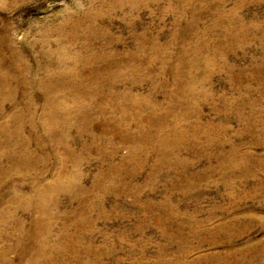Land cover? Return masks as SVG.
<instances>
[{
    "label": "rangeland",
    "instance_id": "rangeland-1",
    "mask_svg": "<svg viewBox=\"0 0 264 264\" xmlns=\"http://www.w3.org/2000/svg\"><path fill=\"white\" fill-rule=\"evenodd\" d=\"M0 106V264H264V0H0Z\"/></svg>",
    "mask_w": 264,
    "mask_h": 264
},
{
    "label": "bare ground",
    "instance_id": "bare-ground-1",
    "mask_svg": "<svg viewBox=\"0 0 264 264\" xmlns=\"http://www.w3.org/2000/svg\"><path fill=\"white\" fill-rule=\"evenodd\" d=\"M73 71V70H72ZM109 80V79H108ZM7 84V83H6ZM56 85V84H55ZM73 88V87H72ZM75 92V91H74ZM4 94V93H3ZM2 94V95H3ZM9 94V93H8ZM5 95V94H4ZM5 96H3V98H4ZM113 97V96H112ZM6 98H8V97H6ZM127 98V97H126ZM50 99V98H49ZM54 99V98H53ZM125 99V98H124ZM55 100V99H54ZM51 101H53V100H49L48 101V103H52ZM54 102V101H53ZM62 102V101H61ZM107 103V102H106ZM117 104V103H116ZM53 105V104H52ZM65 105V104H64ZM50 107V106H49ZM57 107V106H56ZM55 107V105L52 107L51 106V108H50V110L53 112L54 111V109L56 108ZM64 107V106H63ZM68 107V106H67ZM1 106H0V111H1ZM65 108V107H64ZM86 109V108H85ZM57 110V109H56ZM59 110V109H58ZM88 110V109H87ZM58 114V113H57ZM56 114V115H57ZM67 116V115H66ZM9 120H11L10 118H9ZM21 121V120H20ZM147 122V121H146ZM51 123V122H50ZM48 124V123H47ZM50 125V124H49ZM55 125V124H54ZM8 126L5 124V125H0V133H3V134H6L7 132H8ZM145 129V128H144ZM150 130V129H149ZM148 130V131H149ZM11 132H12V130H11ZM52 132V131H51ZM2 134V135H3ZM148 135H150L148 132H147V130L145 129V133H144V137H149ZM8 136V135H7ZM6 136V137H7ZM10 136H11V134H10ZM3 137V136H2ZM9 137V136H8ZM142 137V136H141ZM4 138V137H3ZM155 138H157V137H155ZM141 139V138H140ZM150 140V139H149ZM160 140V139H159ZM158 140V141H159ZM147 141V140H146ZM160 142H161V145H163V144H165V140L164 139H162V141L160 140ZM163 143V144H162ZM155 144V143H154ZM14 147V146H13ZM138 147V146H137ZM137 150H138V148H137ZM136 150V151H137ZM10 152V151H9ZM135 153V152H134ZM9 155H11V154H9ZM8 156V155H7ZM24 157V156H23ZM8 158V157H7ZM26 158V157H25ZM31 161V160H30ZM29 164V163H28ZM30 167V166H29ZM75 183L76 182H74V186H75ZM54 186V185H53ZM63 187V186H62ZM45 192V191H44ZM55 193V192H54ZM24 198V197H23ZM39 198V201H41L43 198L42 197H38ZM33 200H34V198H33ZM17 202V201H16ZM19 207V206H18ZM45 209V208H44ZM5 213V212H4ZM3 219V218H2ZM52 220V219H51ZM21 225V224H20ZM24 235V234H23ZM33 236V235H32ZM36 236V235H35ZM42 238V237H41ZM45 238V237H44ZM23 239V238H22ZM24 239H28V241H29V239H31L30 238V236H26V237H24ZM17 243V242H16ZM50 243V242H49ZM42 245V244H41ZM63 245V244H62ZM20 246V245H19ZM18 246V247H19ZM37 246V245H36ZM15 247V246H14ZM29 247V246H28ZM22 248V247H21ZM15 249V248H14ZM38 249V248H37ZM60 249V248H59ZM12 250V248H10V247H8V248H5V249H3L2 251H0V261H4V262H6V263H11V262H9L8 260H5V256H7V253H9L10 251ZM26 250V249H25ZM63 251V250H62ZM25 254V253H24ZM41 262V261H40Z\"/></svg>",
    "mask_w": 264,
    "mask_h": 264
}]
</instances>
